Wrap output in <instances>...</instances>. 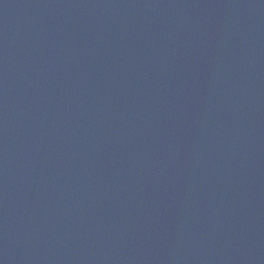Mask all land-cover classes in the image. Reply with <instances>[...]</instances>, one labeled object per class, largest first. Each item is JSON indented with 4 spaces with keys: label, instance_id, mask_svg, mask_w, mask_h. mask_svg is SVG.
<instances>
[{
    "label": "water",
    "instance_id": "obj_1",
    "mask_svg": "<svg viewBox=\"0 0 264 264\" xmlns=\"http://www.w3.org/2000/svg\"><path fill=\"white\" fill-rule=\"evenodd\" d=\"M0 264H264V0H0Z\"/></svg>",
    "mask_w": 264,
    "mask_h": 264
}]
</instances>
